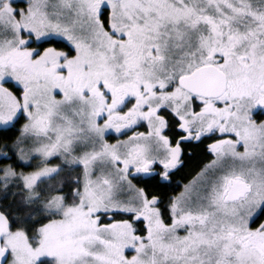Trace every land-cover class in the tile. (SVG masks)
Returning <instances> with one entry per match:
<instances>
[{"label":"snow or ice","instance_id":"obj_1","mask_svg":"<svg viewBox=\"0 0 264 264\" xmlns=\"http://www.w3.org/2000/svg\"><path fill=\"white\" fill-rule=\"evenodd\" d=\"M0 264H264V0H0Z\"/></svg>","mask_w":264,"mask_h":264}]
</instances>
